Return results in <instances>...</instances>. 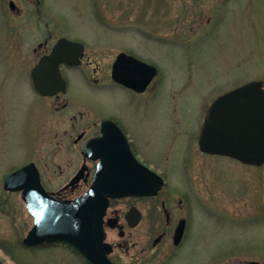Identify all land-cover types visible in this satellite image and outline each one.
Returning a JSON list of instances; mask_svg holds the SVG:
<instances>
[{
	"label": "rangeland",
	"instance_id": "1",
	"mask_svg": "<svg viewBox=\"0 0 264 264\" xmlns=\"http://www.w3.org/2000/svg\"><path fill=\"white\" fill-rule=\"evenodd\" d=\"M10 1L0 0V259L6 264H84L65 244H23L34 218L21 192L5 190L4 182L34 161L47 188L55 193L67 188L82 165L83 141L74 145L81 130L71 126L66 113L83 111L91 117L92 110L94 115L146 116L136 131L151 139L154 167L167 181L156 198L122 199L114 206L136 204L148 216L163 202L179 209L181 197H201L196 214L187 210L192 231L182 248L152 245L168 230L160 210L159 221L151 225L146 220L134 231L131 250L118 249L119 264H264V165L205 154L198 142L215 98L252 80L264 84V0H14L15 10ZM47 22L89 44L98 41L94 35L100 39L88 52L103 67L94 76L106 82L117 53L144 51L161 68L143 96L151 98L150 104L125 100L120 91L94 94L73 75L71 94L84 103L41 97L31 71L46 49L38 43L44 41ZM142 31L161 37L147 39ZM66 102L70 106L63 109ZM85 189L81 184L64 194L74 197Z\"/></svg>",
	"mask_w": 264,
	"mask_h": 264
},
{
	"label": "water",
	"instance_id": "2",
	"mask_svg": "<svg viewBox=\"0 0 264 264\" xmlns=\"http://www.w3.org/2000/svg\"><path fill=\"white\" fill-rule=\"evenodd\" d=\"M11 4L14 7V2ZM77 45L80 43L63 38L53 52L44 56L33 69V80L42 94L52 95L65 89L59 64L63 60L74 61L71 54L65 53V48ZM134 60V57L122 53L114 66V78L142 91L157 74V68L150 66L148 76L138 79L133 70L123 67ZM54 79L59 82L58 88L51 83ZM200 147L204 152L227 155L258 165L264 163L263 82L250 81L215 99L202 124ZM83 170L72 184L80 179ZM163 185L162 176L140 163L125 166L106 159L101 160L90 190L76 199H60L48 192L34 162L14 171L5 181L6 189L23 190L27 208L35 218L33 228L24 239L26 245L65 241L88 255L95 264H115L106 254H95L96 243L103 246V217L109 198L157 194ZM184 228V224L179 226L178 240L182 239ZM0 264L6 263L0 259Z\"/></svg>",
	"mask_w": 264,
	"mask_h": 264
},
{
	"label": "flooded vegetation",
	"instance_id": "3",
	"mask_svg": "<svg viewBox=\"0 0 264 264\" xmlns=\"http://www.w3.org/2000/svg\"><path fill=\"white\" fill-rule=\"evenodd\" d=\"M23 1H28V0H23ZM226 1L228 0H221V2H226ZM37 2L40 3L41 0H37ZM10 8L15 10L17 7L15 5V8H12L11 6ZM41 11L42 10H40V12ZM40 17L42 16L40 15ZM45 24L48 27V29L45 32H43L44 36L42 38H44V41L39 42L38 47L45 46L46 49L45 52L39 57L37 64L40 62L43 56L50 54L53 51L55 46L62 38H67L72 41L81 43L83 44V46L77 45L67 48L66 53L71 54L72 55L71 58H74L75 54L78 55L77 58L75 59L76 61L69 62L64 60L60 63V69L62 75L66 80V90L59 91L54 95H43L35 88L37 93H39L41 97L55 98L58 100L61 97H68V99L71 98L76 102L77 100L74 99L75 96L71 94L72 80L69 77L73 75L80 86L87 87V90L93 91L94 94L104 93L105 95H108V93L113 92L111 94L115 95L117 94L115 93V91H120L121 94L118 95H120L125 100L127 99L132 102H137L138 104L141 105L150 104L151 98L148 99V98H144L143 96L149 91L156 78L160 75L161 68L157 62H155L150 58H146V56L143 55L144 51H132V52L120 51L119 53H117V55L115 56V58L111 63L110 76H109L110 79L109 81L106 82L105 80H102L101 78L100 79L96 78L94 76V73L98 74L100 70H103V67L99 63L92 62L90 58V54L88 52V49L92 47L95 48V46H91L92 44L95 43L98 44L100 39L97 36L95 35L92 36V40L98 39V41L96 42L92 41L93 43L89 44L87 41L81 38L72 37L70 35L57 32L56 29H54V27H52L49 22ZM139 33H141L143 37L147 39L149 38V35L153 36L152 37L153 39L159 36V35L155 36V34L153 33L151 34V32L149 31H142ZM52 38H56V40L53 42V44H50L49 40ZM104 48L105 47L99 49L104 50ZM122 52L123 53L125 52L136 58L132 62V64L126 65L125 68H129L133 70L132 72L138 79L139 78L143 79L148 76L149 71H151L150 66H155L158 69V74L152 78V80L149 82V84L144 90L139 91L137 89L129 87L121 82H118L113 77L114 65L119 55ZM149 53L154 54L151 52ZM141 62L146 64L147 66H143L144 64H142ZM90 67H92V72H88L90 71ZM52 83L55 86H59V82L57 80H52ZM137 97H141L142 100H134V99H138ZM77 102L84 103L83 101H77ZM69 106L70 105L68 104V102L62 105L63 109H66ZM90 111H91V117H88L83 111H79V115L75 112L66 113V118L71 121L70 123L71 126L75 130H81L78 136L74 140V145L82 143L83 141V146H82L83 162L79 171L71 178L70 182L80 173L82 168H84V170L81 173V177L78 181L74 182L73 184H70V186H67V188H65L64 190L56 193V196L59 198H74L87 192L90 188L91 183L95 179L96 171L102 159H106L113 163L125 165V166L137 165L140 163L141 165L151 168L154 171H156L158 174H160L165 180V184L156 195L154 194L128 195L124 197L111 198L109 206L106 209V213L103 218V226L105 231L104 242L108 243L109 245L105 244L104 246L103 244L102 246L96 243L95 254L97 255L105 254L107 252V249L111 248L110 249L111 251L106 254L110 258V260H112L115 264H119L116 259V254L118 252V249L126 250L127 248V251L131 250L133 243L132 241H130V237L132 236V234H135L134 231L137 230L146 220H149L151 225L152 223H156L157 221H159L162 216L161 211L165 215V222L168 230H164L159 235L155 236L152 239V245L154 247H160L165 243L166 244L169 243L171 246V250L182 248L186 242V238L189 235V232L192 231L191 219L187 210L189 207H191L195 213V211L199 208L198 204L201 199L200 194L194 193V199L189 197L190 194L188 196L185 195L184 197H181L179 199V204L181 206L179 209L168 207L166 202H163L162 208L157 209L158 212H156L155 209L154 210L150 209L148 216L146 215L147 213L146 211H144V208L136 204H132L128 207L114 206L116 202L122 199H129V198L152 199L158 197L167 184L166 177L154 167V164L157 163L152 161L153 158L152 156H154L155 152L151 150V144H150L151 139L150 141L146 140L142 135H140L136 131L137 124H139L140 120L144 121L146 116L142 115L139 117L136 114L130 112L122 113L119 116H115L112 114L94 115L92 110ZM170 117H171L170 115L166 117L167 118L166 122L168 124ZM98 137L101 138L100 141L94 140L93 142H91L92 139ZM205 154L215 156L214 154H210V153H205ZM95 156L98 157L94 158ZM148 157L151 158V160ZM232 159L237 160L238 162L244 165H252L242 162L241 160L235 158ZM134 161H136L137 163H134ZM253 166L259 167L262 165H253ZM81 184L86 185V189L83 192L77 194L74 197H69L64 194L65 190H70V191L77 190ZM47 189L50 190L49 188ZM180 209L184 211L185 213L184 215H180V213L178 212V210ZM182 223L185 225L184 234L182 236V239L178 240L177 231L179 226L182 225ZM116 237H118L120 240H117ZM168 240H171V243L168 242ZM59 243L61 242L51 243V244H59ZM51 244H44V245H51ZM61 244H65V243H61ZM65 245L69 246L73 251H75L78 255H80L84 264H95L88 255H84L80 253L77 249H75L74 247L68 244ZM253 261H257L261 264V262L258 260H253ZM253 261H251L250 264H252Z\"/></svg>",
	"mask_w": 264,
	"mask_h": 264
}]
</instances>
